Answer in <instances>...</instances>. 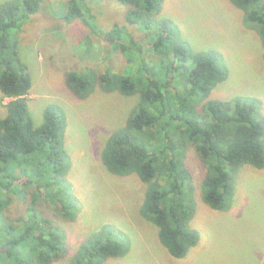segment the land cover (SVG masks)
<instances>
[{"label":"trees","instance_id":"16d2710c","mask_svg":"<svg viewBox=\"0 0 264 264\" xmlns=\"http://www.w3.org/2000/svg\"><path fill=\"white\" fill-rule=\"evenodd\" d=\"M91 1L66 0L60 11L53 0L0 2V93L11 98L0 114V264L65 258L69 264H125L116 260L132 248L126 230L105 222L71 249L64 223L75 221L83 204L68 177V113L50 103L35 125L28 98L33 79L19 51L23 27L40 10L55 11L59 24H84L73 58L77 51L95 53L96 34L121 57L117 70L113 62L99 69L65 63L66 87L81 100L101 91L135 97L127 117L106 136L100 158L110 174L136 175L144 184L139 213L157 228L172 257H186L200 242L192 226L196 195L227 212L238 171L245 165L264 169L261 102L253 96L210 97L229 76L221 51L192 48L180 25L162 16L165 0H110L120 4L123 19L110 26ZM229 1L242 10L264 49V0ZM192 151L206 170L199 185L189 163Z\"/></svg>","mask_w":264,"mask_h":264},{"label":"rangeland","instance_id":"374dc122","mask_svg":"<svg viewBox=\"0 0 264 264\" xmlns=\"http://www.w3.org/2000/svg\"><path fill=\"white\" fill-rule=\"evenodd\" d=\"M53 1L60 3L59 8H54L60 11L66 0ZM91 4L104 26L123 22L120 4L110 0H92ZM55 11L40 10L34 22L23 27L19 51L33 79L28 98L35 125L42 123L43 109L50 103L62 105L68 113L66 142L72 159L68 177L83 204L77 219L64 223L72 251L103 223L113 222L132 239L130 252L117 259L118 263L264 264V169L247 165L237 173L231 210L212 209L196 195L192 226L199 230L201 239L186 257H172L161 244L157 228L139 213L144 184L136 175L110 174L100 158L106 136L127 117L135 97L101 91L81 100L65 83V63L99 69L113 62L117 70L121 69V57L96 34L92 36L95 53L77 51L79 56L73 58L83 35L80 29L85 26L81 22L72 26L59 24L58 18L51 15ZM162 16L180 25L195 50L216 49L224 54L229 76L213 89L211 98L256 97L264 116V49L257 33L244 24L242 10L229 0H165ZM10 100L0 93L3 116ZM189 158L199 185L206 170L194 151ZM54 264H69V260Z\"/></svg>","mask_w":264,"mask_h":264}]
</instances>
